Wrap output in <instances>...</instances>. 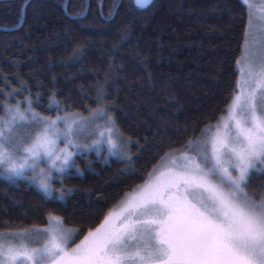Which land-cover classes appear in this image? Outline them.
I'll list each match as a JSON object with an SVG mask.
<instances>
[{
  "label": "snow or ice",
  "instance_id": "1",
  "mask_svg": "<svg viewBox=\"0 0 264 264\" xmlns=\"http://www.w3.org/2000/svg\"><path fill=\"white\" fill-rule=\"evenodd\" d=\"M242 3L247 20L236 58L239 77L225 97V115L202 125L198 121L183 127L165 124L157 133V146L165 150L156 153L141 183L79 226H72L55 207L44 210L43 222L30 227L13 228L11 221H3L0 264H264V181H254L257 175L264 177V8L257 16L252 0ZM133 4L146 9L152 0H133ZM119 7L113 4L105 16L104 0H98L97 15L109 20ZM26 8L27 2L21 15ZM225 8L224 0H216L200 10V18L207 20L208 12L218 17ZM87 14L85 10L74 18L84 20ZM131 36L130 26L117 32L105 82L110 73L120 79L127 63L133 75L142 71L143 84L154 89L151 53L145 54L139 44L126 52ZM87 47L73 50V62L87 53ZM4 87L8 89H0L4 180L16 186L17 181H26L41 194L43 203L63 207L78 191L66 187L65 180L95 172L90 155L101 163L124 164L123 172L135 174L131 150L140 141L120 128L112 111L116 105L107 98L104 84L95 85L96 107L83 105V112L52 91L49 109H56L54 116L37 112L30 95L11 103L19 92L30 91L22 81L16 89L5 77ZM170 131L183 133V143L166 135ZM81 159L83 167L77 162ZM95 191L99 194L100 189ZM85 223L93 226L85 231ZM81 234L83 239L75 243Z\"/></svg>",
  "mask_w": 264,
  "mask_h": 264
},
{
  "label": "trees",
  "instance_id": "2",
  "mask_svg": "<svg viewBox=\"0 0 264 264\" xmlns=\"http://www.w3.org/2000/svg\"><path fill=\"white\" fill-rule=\"evenodd\" d=\"M224 2L228 8L220 9V16L208 12L209 18L204 20L200 10L216 0H154L146 9H137L133 0H104L105 16L113 4L120 6L113 18L104 20L97 15L98 0H0V89L8 91L5 77L13 88L19 89L20 81L30 86V91L19 92L11 103L30 95L37 112L54 116L56 109H49V96L57 91L61 94L58 99L69 98L67 103L83 112V105L96 107L95 85L100 82L116 105L112 111L120 128L140 141L131 150L135 174L123 172L124 164L101 163L91 155L88 158L94 161L95 172L65 180L66 187L78 191L63 207L43 203L41 194L26 181H17L16 186L0 177V224L11 221L13 228L40 224V214L55 207L72 226H79L80 221L98 215L99 209L111 208L130 186L141 183L155 163L156 153L165 150L157 146V133L165 124L183 127L198 121L202 125L221 118L225 97L239 77L236 58L247 20L242 0ZM85 10L84 20L74 18ZM129 26L132 36L125 51L136 44L145 54L150 51L154 89L143 84L142 71L133 75L127 63L120 79L110 73L105 82L113 40L118 31ZM80 45L88 46L87 53L73 62V50ZM3 99L0 96V102ZM166 135L183 143V133L170 131ZM77 162L84 166L82 159ZM254 181H264V177L257 175ZM90 226L85 223V231Z\"/></svg>",
  "mask_w": 264,
  "mask_h": 264
},
{
  "label": "rangeland",
  "instance_id": "3",
  "mask_svg": "<svg viewBox=\"0 0 264 264\" xmlns=\"http://www.w3.org/2000/svg\"><path fill=\"white\" fill-rule=\"evenodd\" d=\"M252 3L254 5V13L259 16L260 15V9L261 8H264V0H252ZM20 101H23L22 99ZM16 102H14L13 104H15ZM33 106V105H32ZM34 108V107H33ZM36 110V109H35ZM37 111V110H36ZM225 115V113L223 114V116ZM222 116V117H223ZM91 156V155H90ZM89 156V157H90ZM83 239V238H81ZM80 242V239H76L75 243H79ZM74 246V245H72Z\"/></svg>",
  "mask_w": 264,
  "mask_h": 264
},
{
  "label": "water",
  "instance_id": "4",
  "mask_svg": "<svg viewBox=\"0 0 264 264\" xmlns=\"http://www.w3.org/2000/svg\"><path fill=\"white\" fill-rule=\"evenodd\" d=\"M154 0H152V3H153Z\"/></svg>",
  "mask_w": 264,
  "mask_h": 264
}]
</instances>
